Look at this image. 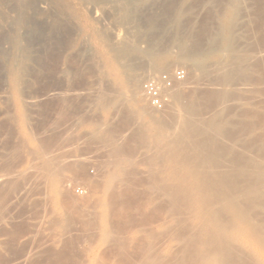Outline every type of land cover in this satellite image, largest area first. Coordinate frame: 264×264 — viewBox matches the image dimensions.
Here are the masks:
<instances>
[{
    "label": "bare ground",
    "instance_id": "1",
    "mask_svg": "<svg viewBox=\"0 0 264 264\" xmlns=\"http://www.w3.org/2000/svg\"><path fill=\"white\" fill-rule=\"evenodd\" d=\"M148 1L157 2L0 0V71L16 99L22 126L32 115L26 109L30 104L22 100L28 78L52 79L55 72L67 77L78 66H88L103 70L111 86L110 91L99 89L91 102L103 120L87 122L89 140L104 151L96 176L85 175V158H71L59 145L54 151L47 138L18 137L14 146L12 140L13 147L6 150L10 156L6 152L0 160V264H264V42L258 43L264 24L255 44L246 37L249 28L242 31L245 36L239 34L237 28L244 23L235 18L240 0L222 4L215 13L214 30L209 15L198 29L189 23L190 18L184 17L189 8L183 7L185 0H176L169 9L163 5L160 14L146 9L149 13L141 23L139 15ZM73 2L109 6L114 21L127 29L126 35L98 29V19L91 18L88 30L98 44L99 57L87 53L80 45L84 41L74 52ZM253 17L249 18L253 21ZM252 21L250 25L256 26L251 28H257ZM247 22L243 26L248 27ZM143 39L148 46L141 50L138 43ZM177 65L186 71L183 84L164 87L156 75ZM144 79L158 82L166 99L161 110L166 108L165 112L153 113L145 105ZM66 108L63 105L60 113L65 114ZM111 109L118 113L116 125L107 119ZM9 119L3 120L2 128L13 120ZM83 119L78 116L79 123ZM22 163L27 167L20 171ZM68 173L89 190V199L69 196Z\"/></svg>",
    "mask_w": 264,
    "mask_h": 264
},
{
    "label": "rangeland",
    "instance_id": "2",
    "mask_svg": "<svg viewBox=\"0 0 264 264\" xmlns=\"http://www.w3.org/2000/svg\"><path fill=\"white\" fill-rule=\"evenodd\" d=\"M165 0H162V1H160V0H157V2L155 1V3L154 2H151V1H148V2H150V3H144L143 4V8H142V10L144 9V10H148L149 12L151 11V12H156V14H160V12H164L165 10H164V8H168L169 9V7L171 6H173V4L176 2V0H174V2H173V0H167V1H165ZM171 1V2H170ZM186 1V5L184 4L183 5V7L185 8L186 6H187V8H188V10H187V13H188V11H190L188 14L186 13L185 15H184V17L186 16V18L187 17H189L190 18V20H191V22H189V23H192L193 22V26H194V28H196V29H198L199 27H200V25H202V24H204V22L206 21V17H207V19H208V15H209V20H210V23H214L215 21H214V19H215V16L219 13V10L223 7L222 6V4L226 1V0H210L209 2H205V0H199V3H198V0H194L193 2L192 1H187V0H185ZM185 1H184V3H185ZM204 1V2H203ZM207 1V0H206ZM213 1V2H212ZM221 1V3H219ZM223 1V2H222ZM240 1H242V4H240ZM239 1V6L240 7H238V10H237V12H236V16H235V18L237 19V20H240V22L242 23V21L244 22L243 23V25L244 24H246V22H247V20L249 21V22H247V24L249 25H246V26H248V27H245V26H243L242 24V28L241 27H238L237 29V31H239L238 33L239 34H241L242 33V31L244 30V31H247L246 29L247 28H249L248 29V31L245 33L246 34V37H249V39L251 38V40H252V42H251V40H247V42H251L252 44H255L256 42H254L255 41V39H256V41H258V40H260L261 39V35L259 36V34H260V32H261V34L263 33V28H264V26L262 27L261 25L262 24H264V22H262V20H264V2L262 3V2H259V3H261V4H258V3H256V1L255 0H240ZM258 1V0H257ZM260 1V0H259ZM261 1H264V0H261ZM189 2V3H188ZM203 3V4H201V3ZM211 2V3H210ZM214 2H215V4H214ZM151 3H153L152 5H150ZM157 3V4H156ZM191 3H193V4H191ZM197 3H198V6H196L197 5ZM205 3V4H204ZM213 3V4H212ZM253 3H254V5H253ZM255 3H256V5H255ZM146 4H148V5H146ZM155 4V5H154ZM165 4H167L168 5V7H167V5L165 6ZM200 4V5H199ZM145 5V6H144ZM154 5V6H153ZM159 5V6H158ZM161 5V6H160ZM163 5H164V8H163ZM170 5V6H169ZM192 5V6H191ZM73 6L75 7V12H74V14H73V26H74V30H75V33H74V48L76 47V49H74L73 51L75 52L78 48H80V45L81 46H83L86 50H87V53H88V51H91V52H94V53H97V57H99L98 56V49H97V47H98V44H97V42L95 41V39L93 40V38L91 37L90 38V36H91V32L88 30V25H89V22H91L90 20H95V19H98V21H97V23H96V28H98V29H103V30H107V32H109V33H113V31L114 32H119L122 36H125L126 35V33H127V29L124 27V26H122V24H120V23H118V22H115L114 21V19H113V16L111 15L112 14V9L109 7V6H106V7H98V5H95L94 6V4H88V6L89 7H86V5L85 6H78V4L77 3H75V2H73ZM76 6H77V9H76ZM95 7L94 9L96 10L95 11V15H94V11H93V7ZM153 6V7H152ZM211 6V7H210ZM261 6V7H260ZM78 7H81V8H78ZM152 7V8H151ZM161 7V8H160ZM209 7V8H208ZM215 7V8H214ZM255 7V8H254ZM85 8H86V10H85ZM160 9V10H158V9ZM258 8H260V9H258ZM84 9V10H83ZM91 9V10H90ZM103 9H104V11H103ZM156 9V10H155ZM219 9V10H218ZM254 9H256L255 11H254ZM143 10V14H141L142 13V11H141V13H140V15H139V17H141L140 19H141V23H143L144 22V20H145V17H146V15H147V10L146 11H144ZM83 11V12H82ZM193 11V12H192ZM209 11H213V12H209ZM256 11H258V12H256ZM92 12V13H91ZM148 12V13H149ZM157 12H159V13H157ZM206 12H208V13H206ZM254 12H256V14H257V16H258V18H260L259 20H261V22L257 19V16H256V14L254 13ZM83 15H82V14ZM91 13V14H90ZM146 13V14H145ZM215 13H217V14H215ZM238 13V14H237ZM81 14V15H80ZM87 14V15H86ZM90 14V15H89ZM96 14H97V17H95L96 16ZM207 16H206V15ZM251 14H253V16H251ZM255 14V15H254ZM78 15L80 16V17H78ZM109 15V16H108ZM76 16H77V18H76ZM85 16H86V18H85ZM92 16V17H91ZM75 17V18H74ZM87 17H90V18H88L89 19V21H88V19H87ZM112 17V18H111ZM243 17H244V19H243ZM248 19H247V18ZM252 18L253 17V21L250 19V18ZM85 20H83V19ZM92 18V19H91ZM142 18H144V20H142ZM165 20H164V19ZM186 18H184V20H187V21H189V19H186ZM242 18V19H241ZM76 19V20H75ZM83 21H82V20ZM212 19H213V21H212ZM235 19V20H236ZM246 19V20H245ZM252 22H254L255 20H256V24H258L257 26V28H258V30H257V28H251V26L253 27V26H256V25H254L255 24V22L253 23V24H251L250 25V23H251V21ZM81 20V21H80ZM160 20L164 23L165 21H166V18H165V16L164 15H161L160 16ZM208 20V21H209ZM236 20V21H237ZM80 21V22H79ZM143 21V22H142ZM212 21V22H211ZM75 22V23H74ZM85 24H84V23ZM115 22V23H114ZM238 23V26H240L239 24H240V22L239 21H237ZM258 22V23H257ZM259 22L261 23V24H259ZM79 23H81V24H79L81 27H82V29H81V27H79V25L78 24ZM101 23V24H100ZM196 23H197V25H196ZM198 23H200L199 24V26H198ZM212 23V25H210V29L211 30H214L215 28H216V25H217V23L215 22L214 24ZM74 24H77V25H74ZM195 24V25H194ZM106 25V26H105ZM85 26V27H84ZM102 26V27H101ZM259 26H260V28L262 27V29L263 30H261L260 31V28H259ZM87 27V28H86ZM115 27V28H114ZM77 28H78V30H77ZM108 28H111V30L109 29L108 30ZM241 28V29H240ZM251 28V29H250ZM86 29V30H85ZM77 30V31H76ZM83 31L84 33L82 34V32L81 31ZM117 30V31H116ZM119 30V31H118ZM251 30H252V32L254 33H256L257 32V34H255L254 33V36H252L253 35V33L251 32ZM85 31H86V33H85ZM87 31H89V32H87ZM111 31V32H110ZM76 32H78V33H76ZM81 32V33H80ZM248 33H249V35H248ZM259 33V34H258ZM75 34H78V35H75ZM80 34H82V35H80ZM86 36H85V35ZM243 34V33H242ZM241 34V35H242ZM251 34V35H250ZM264 34V33H263ZM244 35V34H243ZM256 35V36H255ZM258 35V36H257ZM245 36V35H244ZM257 37H259V38H257ZM89 39H91V40H89ZM262 39H264V35L262 36ZM261 39V42L260 41H258V43L259 44H261V43H263L264 41ZM254 40V41H253ZM78 41H80V42H78ZM83 41H84V43L86 44V45H83L84 43H83ZM90 42H92V43H90ZM94 42H95V45H96V47H95V45H94ZM249 42V43H250ZM254 42V43H253ZM77 43H83V44H77ZM88 43V44H87ZM248 43V44H249ZM92 44H93V46H92ZM139 44V45H138ZM137 45H138V47H139V49H141V50H144V48L146 47L147 48V46H148V44H147V41H146V39H143V40H141L140 41V43H138ZM144 44V45H143ZM77 45H78V48H77ZM143 45V46H142ZM145 46V47H144ZM88 49H87V48ZM92 47V48H91ZM261 47V46H260ZM90 48V49H89ZM145 48V49H146ZM95 61H96V58H95ZM79 69V70H78ZM85 69V70H84ZM87 69H89V70H87ZM96 70L97 72L98 71H100V77L97 75L98 73L97 72H94V71ZM177 70H183L184 71V74H185V76H186V71H185V69H184V67L183 66H179V65H177V66H174L173 68L171 67V69L169 70V72H168V70L167 71H160L159 72V75L157 74L156 75V78H159L161 75H163V74H167V75H169V76H171L175 71H177ZM2 71H0V73H1ZM102 73V74H101ZM58 74H60L61 75V73H54V75L56 76L55 78H52L51 79V77H48V75L47 76H43V75H39V81L37 82V80H38V78L36 79L35 78V81H34V79L33 78H28L29 79V82H32V83H29L28 82V79H27V81H26V83H25V85L22 87V93H23V95H24V99L22 98V100L25 102V103H28V104H30V107H29V105L27 106V111H29L30 113L32 112V115L29 113V115H31V116H28L27 115V117H28V122H27V126H22L19 122H18V117H17V115L19 116V112H18V108H17V105H15L14 106V104L16 103L15 101H16V99L12 96V93H11V91L9 90L10 88H9V85H7L8 83H7V79H6V77H4V73L2 72L1 74H0V129H3V131H1L0 130V160L6 155V150L8 149H11L14 145H16V144H14V142L16 141V143H18L19 144V142H17V141H20V139H22V137H29L30 139H33L34 140V138L36 137V139H38L37 141H39V140H44V139H42V138H47V140H49V142L51 143V147L53 148V150L54 151H56V148H58L57 146L59 145V148L61 147V149L63 150L64 148V150H66V151H64V153L66 154V155H69V157H74L75 159H83V158H85V159H83L84 160V164H86L85 166H86V169H85V171H86V173H85V175L86 176H89V177H94V176H96L99 172V164H101V162L103 161V158L104 157H101L102 155H101V151H103V149L98 145V144H96V143H93L92 141H90L89 140V137H88V135H89V128H88V124L90 123V122H94V123H99V122H101L102 120H103V118H104V116L100 113V111L98 110V109H96L95 110V107H93L92 105H91V102H93V100H94V98L96 97V96H94V95H97V93L100 91V90H102V91H110V89H111V86L108 84V81L106 80V78H105V76H104V74H103V70H101L100 68H97V67H93V68H88V66H86L85 68L83 67L82 68V66H78L77 67V69H74L72 72H71V74L69 75V76H63V75H58ZM73 74V75H72ZM95 75V76H94ZM96 75L98 76L97 78H96ZM101 75H103V76H101ZM61 77H63V79L61 78ZM66 78V79H65ZM68 78H70L69 80L70 81H68L67 79ZM186 78V77H185ZM32 79V80H31ZM47 79H49V80H47ZM53 79H54V81H53ZM97 79H98V82H97ZM45 80V81H44ZM66 80V81H65ZM106 82H105V81ZM147 80V79H146ZM145 79L144 80H142L141 81V87H142V85H143V83L146 81ZM48 81V82H47ZM50 81V82H49ZM103 82V84H101L102 82ZM1 82H3V83H1ZM4 82H5V84H4ZM36 82L38 83V84H36ZM42 82H44V85H43V83ZM45 82H47V84H45ZM60 82V83H59ZM101 82V83H100ZM34 83V84H33ZM100 83V84H99ZM35 84H36V86H35ZM53 84V85H52ZM57 85L56 87L54 86V85ZM180 85V84H183V81L182 82H175L174 83V85ZM48 86V85H50V86H48L49 88L52 86L53 88H51V89H53L55 92H58V91H60V92H58L59 94L58 95H60V97L58 96H56L57 94H55V92H53V90L51 91V90H49V88L48 87H45V86ZM173 85V86H174ZM6 86H8V87H6ZM48 88V89H47ZM55 88V89H54ZM7 89V90H6ZM100 89V90H99ZM5 90V91H4ZM6 91H8V92H6ZM25 91V92H24ZM26 91H28L27 92V95H28V97H26L25 96V94H26ZM32 91H37V92H31ZM50 92V94H49V92ZM6 92V93H5ZM46 93V95H44L43 93ZM52 92V93H51ZM8 93H10V95L8 94ZM35 93V94H34ZM62 94V95H61ZM93 94V95H92ZM5 95H7V97L9 98H5ZM32 95H34V96H32ZM35 95H36V97H35ZM39 95H41V97L39 96ZM53 95L55 96V98H54V100H53ZM92 95V96H91ZM11 96H12V98H11ZM62 96V97H61ZM65 96V97H64ZM93 96H94V98H93ZM30 97V98H29ZM45 97V98H44ZM52 99H50V98ZM67 97V98H66ZM32 99V100H30V101H27L28 99ZM33 98H36L37 100H35V99H33ZM58 98V99H57ZM66 98V99H65ZM25 99H27V100H25ZM49 99V101H47ZM59 99H64V101H60ZM69 99V100H68ZM10 100H11V104H10ZM14 100V101H13ZM68 100V101H67ZM147 100V99H146ZM146 100H145V105H147V103L148 102H146ZM35 101V102H34ZM50 101H51V103H50ZM57 101H59V102H57ZM30 102V103H29ZM62 102H64V103H62ZM69 102L71 103V106L69 105ZM7 103H9L10 105V107L8 106V104ZM33 103V104H32ZM59 105H58V104ZM84 103V104H83ZM35 104V105H34ZM60 104H63L64 105V108H66V109H64L63 111L65 112V114L67 115H65V114H61L60 112L61 111H59V110H62L63 109V105H60ZM69 105V107H68V105ZM149 105V104H148ZM11 106H14L13 108L11 107ZM32 106V107H31ZM81 106V107H80ZM57 107H59V109L57 108ZM61 107V108H60ZM74 107V108H73ZM87 107V108H86ZM11 108H12V110H11ZM31 108V109H30ZM76 108H78L77 110L79 111V112H77V110H76ZM79 108H80V110H79ZM93 108V109H92ZM74 109H75V112H77V113H74ZM88 109V110H87ZM166 109V108H165ZM163 110V111H161V112H159V111H156V110H154L153 108H151L150 106H149V110H151L153 113H156V114H161V113H163V112H165L166 110ZM69 111V113H68V111ZM73 110V111H72ZM87 110V111H86ZM93 112H92V111ZM121 110V112L122 113H124L126 110L124 109V108H121L120 109ZM123 110V111H122ZM12 111H14L13 113H12ZM58 112V114H56L57 112ZM84 111V112H83ZM85 111H86V113H85ZM97 111V112H96ZM111 112H109V115H108V120L109 121H112V123L114 124V125H116V123H115V121L117 122V119L119 120V117L117 116V114L118 113H116L117 111H114V109H111L110 110ZM113 111V112H112ZM5 112H8L7 114L5 113ZM70 112H72V113H70ZM96 112V113H95ZM5 113V114H4ZM16 113V114H15ZM81 113V114H80ZM90 113V114H89ZM113 115H112V114ZM6 115H8V114H10L9 116H7L6 118H11V119H13V118H15V117H17L16 119H13L12 121H14L15 122V120H16V122H15V126H13L12 127V121H11V123L10 122H8V123H6V125L4 126V127H7V128H5V129H9V130H7V132H4V131H6L5 129H4V127L2 128V126H3V120L4 119H6V118H4ZM28 114V113H27ZM87 114V115H86ZM91 114H92V116H91ZM12 115H13V118H12ZM57 115V116H56ZM64 115V117H62ZM68 115L70 116V118L68 117ZM76 115V116H75ZM97 115V116H96ZM62 117V119H61V117ZM66 116V117H65ZM74 117V118H72V117ZM78 116H82V117H84V119L81 121V123H79L80 121L78 120ZM101 116H103V117H101ZM30 117H32L31 119H30ZM55 117H59L58 119V121L57 120H54V119H56ZM88 117V118H87ZM95 117H96V119H95ZM100 117V118H99ZM4 118V119H3ZM69 118V119H68ZM77 118V119H76ZM11 119H9V120H11ZM65 119V120H64ZM91 119V120H90ZM100 119H101V121H100ZM115 119V120H114ZM60 120H62V122L60 121ZM72 120V121H71ZM33 121V122H32ZM56 121V122H55ZM74 121V122H73ZM84 121H86V123H84ZM120 121V120H119ZM119 121L117 122V124L119 123ZM13 122V123H14ZM30 122H31V124H30ZM55 122V123H54ZM75 122H77V123H79L80 125H78L77 123H75ZM83 122V123H82ZM87 122H89V123H87ZM51 123H53L54 125H52ZM74 123H75V125H74ZM12 124V125H11ZM35 124V125H34ZM2 125V126H1ZM8 125H10L9 126V128H8ZM59 125V126H58ZM30 126V127H29ZM35 126V127H34ZM65 127V131L67 132V133H65V131H64V127ZM76 126V127H75ZM10 127H12L11 129H10ZM23 127H24V129L25 130H23ZM28 128V130L29 131H31V133L27 130V128ZM61 127H63L62 129H61ZM75 127V128H74ZM22 129L21 131L19 130V129ZM14 129H15V131H14ZM33 129V130H32ZM42 129H43V131H42ZM58 129H60V130H58ZM67 129V130H66ZM82 129V130H81ZM132 131H133V129H134V126H132ZM58 130V131H57ZM69 130V131H68ZM124 130H126V131H124V132H126L125 134H130L131 132V130H127V129H124ZM9 131H13V132H16L14 135H13V133L12 132H9ZM26 131V132H25ZM34 131H36V132H38V133H36V132H34ZM63 131V132H62ZM79 131V132H78ZM81 131V132H80ZM86 131V132H85ZM129 131V132H128ZM9 132V133H8ZM22 132V133H21ZM36 133V134H34V133ZM41 132V133H40ZM62 132V133H65V134H63V135H61L60 133ZM78 132V133H77ZM25 135H24V134ZM44 133V137H43V135H41V134H43ZM45 133H47V135H45ZM49 133H51V135L49 134ZM53 133H55L54 135H53ZM56 133H59L60 134V136L58 135V134H56ZM68 133H74V134H69L68 135ZM19 134H21V135H19ZM30 134V135H29ZM51 136L50 138L52 139H50L49 138V135ZM77 134V135H76ZM79 134V135H78ZM33 135H35V137L33 136ZM37 135V136H36ZM39 135V136H38ZM41 135V136H40ZM56 135V136H55ZM73 135V137H71ZM84 135V136H83ZM16 136V137H15ZM54 136H55V138H54ZM59 136V137H58ZM66 136H68L67 138H66ZM125 136H127V135H125ZM129 136V135H128ZM12 137H14V138H12ZM20 139H19V138ZM34 137V138H33ZM39 137H41V139L39 138ZM58 137V138H57ZM63 137H64V139H63ZM78 137V138H77ZM86 137V138H85ZM62 138V139H61ZM17 139V140H16ZM55 139V140H54ZM57 139H60V141L58 142L57 141ZM71 141H70V140ZM86 139H88V140H86ZM12 140H14L13 141V146H12ZM54 140V141H53ZM64 140H65V142L66 143H68L67 145L68 146H65V144L63 143L64 142ZM74 140V141H73ZM84 140V142L86 141V143L88 144V145H90L91 146V149H90V147L86 144L85 145V143H82V141ZM72 141L74 142V143H72ZM79 142V143H78ZM37 142H36V140H35V144H36ZM55 143V144H54ZM57 143V144H56ZM60 143V144H59ZM61 143H63V144H61ZM9 144V145H8ZM10 144H11V146H10ZM71 144H74V145H71ZM93 144V145H92ZM54 145L56 146V147H54ZM63 145L65 146V147H63ZM10 146V147H9ZM72 146H74L73 148H71L70 149V147H72ZM82 146V147H81ZM93 146H95V149H94V147ZM69 147V148H68ZM86 148V149H84V148ZM88 147V148H87ZM99 148V149H98ZM77 150V151H73V150ZM84 149V150H83ZM96 149L97 150H100V152H98V153H96L95 151H96ZM102 149V150H101ZM94 150V151H93ZM10 151V150H9ZM7 152L8 154L7 155H9L10 156V152ZM57 151H58V149H57ZM70 151H73V154L70 152ZM92 151H93V153H92ZM70 152V153H69ZM95 152V153H94ZM104 152V151H103ZM83 153V154H82ZM90 153H92V154H90ZM78 154V155H77ZM86 155L87 157H89V158H87L86 159V157L85 156H83V155ZM89 154V155H88ZM76 155V156H75ZM103 156H104V153H103ZM73 158V159H74ZM101 159V160H100ZM89 161H91V162H89ZM89 162V163H88ZM25 164V163H24ZM22 165V167H21V169H20V166ZM99 165V166H98ZM19 167H18V169L21 171V170H23V168L24 167H27V165L25 164V166L23 165V163L22 164H19L18 165ZM24 166V167H23ZM142 166V165H141ZM142 168V169H141ZM144 168V166L143 167H139V171L141 172V173H143L144 171H145V168ZM25 169V168H24ZM142 171H141V170ZM144 170V171H143ZM84 171V172H85ZM67 178L68 179H70V180H67ZM71 179H72V181H71ZM140 180H142V175H141V177L139 178ZM68 181V183H67V181ZM65 181H66V187H67V193L69 194V196L70 197H74V199L76 200L77 199V201H84V200H87V196L88 195H90V192H89V190L88 189H86V187H84V186H82L81 184H79V182L76 180V179H74L73 177H71V175L68 173V175H67V177L65 178ZM77 181V182H76ZM68 185H70V186H68ZM140 189H139V192L141 193V191L140 190H143L141 187H139ZM69 189V190H68ZM76 190H80L81 191V194L80 193H77L76 192ZM89 192V193H88ZM89 197L90 196H88V199H89ZM80 199V200H79ZM76 222V221H75ZM74 222V223H75ZM73 223V228H74V226L77 224V222H76V224H74ZM76 227H77V225H76ZM75 227V228H76Z\"/></svg>",
    "mask_w": 264,
    "mask_h": 264
},
{
    "label": "built area",
    "instance_id": "3",
    "mask_svg": "<svg viewBox=\"0 0 264 264\" xmlns=\"http://www.w3.org/2000/svg\"><path fill=\"white\" fill-rule=\"evenodd\" d=\"M185 78L183 70L175 71L171 76L163 74L158 78V81L166 88H170L173 82H181ZM158 82L154 80L145 81L142 85V90L145 94L147 102L151 108L156 111H161L164 107L166 99L161 95ZM81 194L80 190H76Z\"/></svg>",
    "mask_w": 264,
    "mask_h": 264
}]
</instances>
